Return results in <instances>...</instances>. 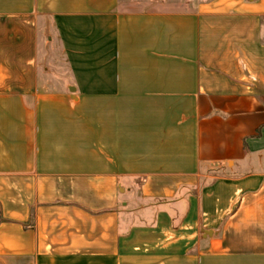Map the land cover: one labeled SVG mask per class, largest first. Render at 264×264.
<instances>
[{"label":"crops","instance_id":"0c3cea01","mask_svg":"<svg viewBox=\"0 0 264 264\" xmlns=\"http://www.w3.org/2000/svg\"><path fill=\"white\" fill-rule=\"evenodd\" d=\"M185 1L0 0V264H264V0Z\"/></svg>","mask_w":264,"mask_h":264},{"label":"rangeland","instance_id":"374dc122","mask_svg":"<svg viewBox=\"0 0 264 264\" xmlns=\"http://www.w3.org/2000/svg\"><path fill=\"white\" fill-rule=\"evenodd\" d=\"M134 1H138L139 3H142V1H143V3H147V2H149V0H134ZM181 2H182V4H183V2L186 3L185 0H181ZM166 5H168V6H173L174 4L171 3V2H169V3H167ZM39 51H40L42 54L44 53V48H43V38H42L41 36H40V38H39Z\"/></svg>","mask_w":264,"mask_h":264}]
</instances>
